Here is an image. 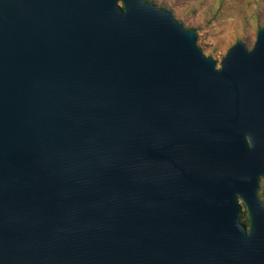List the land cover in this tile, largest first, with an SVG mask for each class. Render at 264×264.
<instances>
[{
    "label": "water",
    "instance_id": "95a60500",
    "mask_svg": "<svg viewBox=\"0 0 264 264\" xmlns=\"http://www.w3.org/2000/svg\"><path fill=\"white\" fill-rule=\"evenodd\" d=\"M259 178L264 28L216 68L144 0H0V264H264Z\"/></svg>",
    "mask_w": 264,
    "mask_h": 264
},
{
    "label": "rangeland",
    "instance_id": "374dc122",
    "mask_svg": "<svg viewBox=\"0 0 264 264\" xmlns=\"http://www.w3.org/2000/svg\"><path fill=\"white\" fill-rule=\"evenodd\" d=\"M144 1L170 12L184 28L194 29L197 47L216 62V68L235 42L250 49L258 28H264V0Z\"/></svg>",
    "mask_w": 264,
    "mask_h": 264
},
{
    "label": "flooded vegetation",
    "instance_id": "af4514ba",
    "mask_svg": "<svg viewBox=\"0 0 264 264\" xmlns=\"http://www.w3.org/2000/svg\"><path fill=\"white\" fill-rule=\"evenodd\" d=\"M260 184L264 185V178H259L258 180V191H257V197L259 199V201L264 205V189L260 188ZM242 205V204H241ZM245 212L244 208L240 206V214H239V223L241 224L240 220L244 221L243 217L241 218V216L243 215V213ZM246 214V212H245ZM247 216V214H246ZM248 225V218H247V224L246 227Z\"/></svg>",
    "mask_w": 264,
    "mask_h": 264
},
{
    "label": "trees",
    "instance_id": "16d2710c",
    "mask_svg": "<svg viewBox=\"0 0 264 264\" xmlns=\"http://www.w3.org/2000/svg\"><path fill=\"white\" fill-rule=\"evenodd\" d=\"M263 27H259L258 30H260ZM243 217L244 221L240 220L241 224L244 225L246 227L247 224V216L245 214V212L243 213V215L241 216V218Z\"/></svg>",
    "mask_w": 264,
    "mask_h": 264
}]
</instances>
